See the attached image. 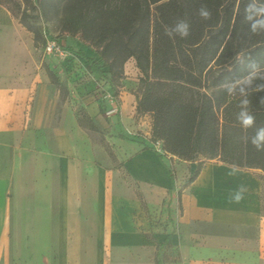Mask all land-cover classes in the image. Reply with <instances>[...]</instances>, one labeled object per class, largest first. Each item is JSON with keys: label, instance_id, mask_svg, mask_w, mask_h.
<instances>
[{"label": "crops", "instance_id": "1", "mask_svg": "<svg viewBox=\"0 0 264 264\" xmlns=\"http://www.w3.org/2000/svg\"><path fill=\"white\" fill-rule=\"evenodd\" d=\"M13 18L0 5V264H156L167 241L183 264L257 261L252 253L234 258L243 238L222 231H262L261 170L228 176L231 166L206 161L188 184L198 162L140 141L123 165L100 162L66 122L52 128L57 97L45 79L30 76L33 47L7 45ZM138 118L151 139V117ZM241 184L248 194L230 202Z\"/></svg>", "mask_w": 264, "mask_h": 264}, {"label": "trees", "instance_id": "2", "mask_svg": "<svg viewBox=\"0 0 264 264\" xmlns=\"http://www.w3.org/2000/svg\"><path fill=\"white\" fill-rule=\"evenodd\" d=\"M0 5L35 36L30 19L60 18L69 32L96 50L99 59H88L91 71L116 92L132 59L139 72L133 92L137 117H151L150 140L161 143L166 154L198 162L188 184L206 161L264 173V151L251 144L264 126L259 103L264 90H257L264 84V13L259 11L264 0H39L37 7L31 0H0ZM201 5L211 11L210 19L198 15ZM31 8L39 13L30 15ZM178 20L189 23L190 34L169 38L164 27H174ZM253 62L257 67L250 66ZM225 84L233 88L231 94ZM245 98L256 117L247 130L237 119ZM85 120L93 129L88 116L79 118L80 125ZM169 174L173 179L171 170ZM166 245L180 257L171 242Z\"/></svg>", "mask_w": 264, "mask_h": 264}, {"label": "rangeland", "instance_id": "3", "mask_svg": "<svg viewBox=\"0 0 264 264\" xmlns=\"http://www.w3.org/2000/svg\"><path fill=\"white\" fill-rule=\"evenodd\" d=\"M31 1L33 7H37L39 0ZM29 13L37 15L39 9L31 8ZM13 19L14 27L6 33L10 34L7 45L33 47L37 66L34 72H30V76L38 80L45 79L51 87V94L57 97L55 112L50 118L52 128L59 126L60 122H66L69 132L77 137L78 144L85 145L94 152L97 160L107 161L108 166L114 168L123 165L129 158V146L135 142L140 141L153 149L157 148L158 143L153 144L150 138L146 139L148 136L143 132L145 125L141 123V128L138 127L139 118L133 92L139 82V72L132 59L125 64L124 78L117 85L116 92L108 80L91 71L88 59L96 60L99 57L96 50L84 43L79 34L69 32L60 18L30 19L37 30L36 36L20 23L19 18ZM48 40H56L64 45V50L68 52L65 59L45 53L44 47ZM26 69H31L29 63ZM26 103L27 100H24L21 109ZM85 116L90 118L93 129L89 128L90 124L86 120L84 125H80L79 118ZM247 194L243 193L244 196ZM154 223L156 231L161 232L164 224L161 218ZM261 229V232L243 228L223 230L225 234L243 238L240 241L241 247L233 249L232 256L238 258V255L252 253L257 256L253 264H264V224ZM260 236L259 243L253 241ZM157 259L158 264H183L181 253L178 258L175 251L166 244L158 247ZM233 263L241 264L236 261Z\"/></svg>", "mask_w": 264, "mask_h": 264}, {"label": "clouds", "instance_id": "4", "mask_svg": "<svg viewBox=\"0 0 264 264\" xmlns=\"http://www.w3.org/2000/svg\"><path fill=\"white\" fill-rule=\"evenodd\" d=\"M251 7V6H250ZM259 11L264 13V5L260 6ZM198 15L204 19L208 20L211 18V11L207 8L206 5H201L198 9ZM250 19V17H249ZM264 23V22H262ZM256 26L253 25V32H255ZM164 34L169 38H173V34L178 35L181 38H186L190 34V25L185 20H178L174 27L165 26L164 27ZM251 67H257L255 62H253ZM239 83V81H237ZM222 87L226 88L228 93L231 94L233 92V88L229 85L225 84ZM257 90H264V84L259 85ZM241 93L247 96L244 89L241 88ZM260 105L264 106V97L260 99ZM250 105V101L245 98L241 101L242 110L238 114L237 119L240 121V125L243 129L247 130L249 128H253L255 126L256 117L254 114H251L248 110V106ZM264 141V126L259 128V131L256 136L251 137V144L255 147L257 151H264V146H262L261 142ZM238 168L232 167L231 170L227 173L228 176H235L237 175ZM247 187L243 184L239 185V190L236 192L235 196L230 200V202L240 203L244 199V192H247Z\"/></svg>", "mask_w": 264, "mask_h": 264}, {"label": "built area", "instance_id": "5", "mask_svg": "<svg viewBox=\"0 0 264 264\" xmlns=\"http://www.w3.org/2000/svg\"><path fill=\"white\" fill-rule=\"evenodd\" d=\"M64 45L61 44L59 41L56 40H48L45 44V53L47 55L55 56L61 60L65 59L68 55L64 50Z\"/></svg>", "mask_w": 264, "mask_h": 264}]
</instances>
